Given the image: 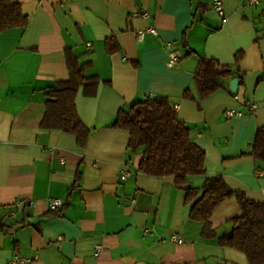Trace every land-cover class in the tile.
Returning <instances> with one entry per match:
<instances>
[{"label":"crops","instance_id":"0c3cea01","mask_svg":"<svg viewBox=\"0 0 264 264\" xmlns=\"http://www.w3.org/2000/svg\"><path fill=\"white\" fill-rule=\"evenodd\" d=\"M11 1L27 24L0 32V223L10 226L0 230V264L15 254L26 264H248L243 252L201 235L203 223L189 217L193 202L171 175L138 170L143 147L128 148V130L112 123L147 96L168 98L205 153V175L188 176L187 186L221 175L232 190L264 202V163L250 154L264 127L260 8L222 0V23L211 0ZM149 26L157 34L137 40L136 31ZM167 43L179 58L173 68ZM66 54L98 79L93 95L80 87L74 98L90 131L84 147L73 134L40 127L46 90L68 77ZM203 58L239 70L237 98L229 88L236 76L199 97L193 75ZM230 109L243 114L225 118ZM48 198L64 207L50 209ZM240 213L235 197L225 198L212 211L211 229L227 231Z\"/></svg>","mask_w":264,"mask_h":264},{"label":"trees","instance_id":"16d2710c","mask_svg":"<svg viewBox=\"0 0 264 264\" xmlns=\"http://www.w3.org/2000/svg\"><path fill=\"white\" fill-rule=\"evenodd\" d=\"M26 24L27 17L18 3L0 0V32ZM108 49L111 50L109 46ZM66 65L68 77L45 92V112L40 127L73 134L78 145L84 147L90 131L77 115L74 98L80 87H83L84 94L93 95L98 79L85 76L88 64L80 63L69 54H66ZM238 71H232L214 59H200L193 75L199 97L215 90L222 78L236 76L242 83V75ZM184 96L191 97L188 89ZM112 126L128 130V148L143 147L138 166L140 172L171 175L176 186L184 187L186 203L193 202L189 217L203 223V237L214 238L221 246L243 252L248 264H264V202L252 201L243 192L232 190L221 175L205 176L200 187L187 186L188 176L205 175V153L191 140L189 129L178 119L168 98L147 96L134 102L128 110L118 111ZM250 154L256 161L264 163V127L257 129ZM199 192L201 194L197 197ZM231 196L235 197L241 213L227 220L230 224L227 231L217 234L211 229L209 219L214 208ZM9 228L0 223V230Z\"/></svg>","mask_w":264,"mask_h":264},{"label":"built area","instance_id":"2783aa9c","mask_svg":"<svg viewBox=\"0 0 264 264\" xmlns=\"http://www.w3.org/2000/svg\"><path fill=\"white\" fill-rule=\"evenodd\" d=\"M243 6H253V7H258L260 8V13L262 16H264V0H243ZM211 8L220 16L222 23H226L227 22V16L225 13V9H224V5H223V1L222 0H211ZM145 32L151 33L156 35L157 31L154 27L149 26L148 28H146V30H138L135 33V36L137 38V40H141L145 34ZM168 47V53H167V59H166V65L169 68H173L175 66H177L178 63V56L175 52H173L172 50V43H167L166 44ZM234 97L237 98V95L234 94ZM173 107L176 109L177 105H173ZM246 107L248 109V111L253 114L255 113V109H256V102L254 101H250L246 103ZM243 112L242 110H237V109H230V110H225L223 112V116L225 118H231L233 116H239L242 115ZM128 175V170L127 168H123L122 169V177H126ZM48 203H49V207L52 210H57L59 208H61L64 204V201L60 198H48ZM16 204L19 205L20 201L17 200ZM171 239L177 243L181 242L182 240L180 238H177L175 236H171ZM102 250V246L100 244H97L94 248V256H97L99 254V252ZM30 260L26 257L20 256V255H13L10 260L8 261L7 264H26L28 263Z\"/></svg>","mask_w":264,"mask_h":264},{"label":"water","instance_id":"95a60500","mask_svg":"<svg viewBox=\"0 0 264 264\" xmlns=\"http://www.w3.org/2000/svg\"><path fill=\"white\" fill-rule=\"evenodd\" d=\"M229 88L233 94H236L237 88H238V79L237 78H233L230 80ZM152 97H153V95H152Z\"/></svg>","mask_w":264,"mask_h":264}]
</instances>
